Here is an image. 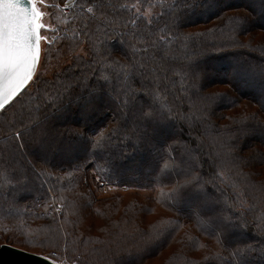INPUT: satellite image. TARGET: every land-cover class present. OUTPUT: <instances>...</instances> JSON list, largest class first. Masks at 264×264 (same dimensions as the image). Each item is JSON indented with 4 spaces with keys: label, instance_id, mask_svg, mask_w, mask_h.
<instances>
[{
    "label": "trees",
    "instance_id": "obj_1",
    "mask_svg": "<svg viewBox=\"0 0 264 264\" xmlns=\"http://www.w3.org/2000/svg\"><path fill=\"white\" fill-rule=\"evenodd\" d=\"M65 1L45 2L55 12L38 71L0 110L1 237L77 264H264L262 0H76L64 12ZM173 14L187 39L161 61L150 41ZM134 60L145 67L125 79L118 68ZM194 83L215 94L203 112ZM45 116L40 147L9 143L6 122Z\"/></svg>",
    "mask_w": 264,
    "mask_h": 264
},
{
    "label": "snow or ice",
    "instance_id": "obj_2",
    "mask_svg": "<svg viewBox=\"0 0 264 264\" xmlns=\"http://www.w3.org/2000/svg\"><path fill=\"white\" fill-rule=\"evenodd\" d=\"M159 3L163 6L165 0H159ZM262 4H264V0H262ZM172 6L168 5V7ZM181 6L195 8L196 4L191 3L190 0H183ZM88 11L91 12L92 9L89 8ZM44 15L45 13L37 7L36 0H0V110H4L5 106L14 97H17L18 93L29 81H33L41 55V41L48 39L41 35V29L49 27V25L41 22ZM156 15L162 16L163 13H157ZM148 23L151 25L152 22L148 21ZM180 26L179 18L173 14L165 25V29H162V31H167L168 34L161 35L156 40L150 41L151 47L160 50L161 61L169 58L168 53L164 49L171 40L187 39V34L178 31ZM172 30H177L175 35L171 34ZM144 51H147V49ZM189 59L192 58L189 57ZM144 67V64L134 60L130 65L119 67L118 71H122L125 79H127L129 74L134 73L137 68ZM261 74L264 76V69L261 70ZM184 78L183 76L181 77V79ZM151 82L149 81V83ZM172 87H175V85H172ZM65 91H67V88H65ZM262 95H264V92H262ZM191 96L197 97L199 103L197 110L201 112L210 107L215 99V94H203L195 83L192 85ZM191 96H188L187 99L193 104V107H196L197 102H193ZM60 99L61 95H58L56 100L59 101ZM54 106L58 107L56 104ZM146 115H150V113H146ZM46 120V116L44 119L39 117L32 119L30 123L34 127L24 124L23 120L15 123L6 122L7 126L13 129L6 138L10 144L15 145L17 148L25 142L34 143L37 147H40L42 138L46 135ZM17 124L23 130L24 139H21L22 132L17 130ZM103 135L104 133L101 132L96 138L98 144ZM8 152L11 158L19 155L11 147ZM6 163H8L7 160L0 159V168Z\"/></svg>",
    "mask_w": 264,
    "mask_h": 264
},
{
    "label": "rangeland",
    "instance_id": "obj_3",
    "mask_svg": "<svg viewBox=\"0 0 264 264\" xmlns=\"http://www.w3.org/2000/svg\"><path fill=\"white\" fill-rule=\"evenodd\" d=\"M49 2V3H51L50 2V0H44V2H43V0H42V2H41V0H38V6H39V8L41 9V10H43L44 11V13H45V15H44V17H43V21L45 22V23H49L50 24V22H51V15L52 14H54V12H55V9H49V7H47V4H45V2ZM72 1H75L76 2V0H66L63 4H61V8H62V10L64 11V9H63V6L66 4V3H68V2H72ZM231 2L233 1V2H238V1H240V0H230ZM74 2V3H75ZM259 3V1L258 0H253L252 2H251V7L252 8H258L259 6H261L262 4H258ZM65 12V11H64ZM70 12V11H69ZM201 15H205V12H203V13H201ZM42 35L43 36H48V33H47V31L46 30H43L42 29ZM254 40H264V34H262V33H259L255 38H254ZM44 41V40H43ZM42 45H43V43H42ZM43 48V47H42ZM235 72V71H234ZM233 74V73H232ZM235 74H237V73H235ZM237 80L238 81H241L242 83H245V84H248L249 83V90H251V91H253V92H255V93H257V94H259V92H257V91H259L258 89H257V84L252 80V79H250L248 76H245V75H241L240 77H238L237 78ZM97 99H99V97H97ZM89 117V116H88ZM87 117V118H88ZM162 130V137H164V136H168L170 133H171V129L170 128H168V127H164V128H161ZM131 167L133 166V165H130ZM152 171V168H151V165H148V167H147V169H146V172H145V174H149L150 172ZM110 187H112L111 185H108V184H105L104 186H99V192L101 193V192H103L104 190H108ZM97 196H104V195H100V194H98ZM125 196H126V194H125ZM192 197H194L193 198V200L194 201H196V203H198L199 205H201L202 206V208H203V210L205 211V210H208V211H212L213 213L215 212V210H214V207L216 206V204H215V202L213 201V200H211V199H206V197H205V195L204 194H202V193H197L195 196L193 195ZM189 201V200H188ZM186 202V201H185ZM187 203V202H186ZM183 207H186L185 206V204H184V206ZM96 224H102V221L100 222V220L96 217V216H94V215H89V216H87V218H86V221H85V225H84V227H85V229H87V230H94L95 231V225ZM1 234V233H0ZM1 244H11V245H14V246H17V247H19V248H22V249H25V250H28V251H30V252H34V253H38L37 252V248H35V249H32L33 247H30V248H28V247H25V246H23V245H21V244H19V243H16V242H14L13 241V239H11V238H8L7 236L6 237H1V235H0V245ZM38 254H40V253H38ZM43 255H45V256H47V257H49V258H51L52 260H54L55 262H57L58 264H77L76 262H67L65 259H56V258H54V257H52V256H50V255H46V254H43Z\"/></svg>",
    "mask_w": 264,
    "mask_h": 264
},
{
    "label": "water",
    "instance_id": "obj_4",
    "mask_svg": "<svg viewBox=\"0 0 264 264\" xmlns=\"http://www.w3.org/2000/svg\"><path fill=\"white\" fill-rule=\"evenodd\" d=\"M36 4H37V7H39L38 6V0H36ZM41 11L44 12L43 10H41ZM41 22L42 23H45L43 21V17H42ZM42 29H41V35H42ZM42 43H43V40L41 41V45H40V47H41L40 59H39V62L37 64L36 72L34 73L33 78L35 77V75H36V73L38 71L39 64H40V61H41V57H42V47H43ZM30 82L31 81H29V83ZM28 84L25 85V87L21 90V92L28 86ZM20 93H18V95ZM15 98L16 97H14L13 100ZM12 101H10L9 104ZM0 264H58V263L55 262L54 260H52L51 258L43 255V254H38V253L30 252L28 250L19 248L17 246L11 245V244H1L0 245Z\"/></svg>",
    "mask_w": 264,
    "mask_h": 264
},
{
    "label": "built area",
    "instance_id": "obj_5",
    "mask_svg": "<svg viewBox=\"0 0 264 264\" xmlns=\"http://www.w3.org/2000/svg\"><path fill=\"white\" fill-rule=\"evenodd\" d=\"M75 1H72V2H68V3H66L64 6H63V9H64V11L65 12H69V11H71L73 8H74V6H75V3H74Z\"/></svg>",
    "mask_w": 264,
    "mask_h": 264
}]
</instances>
